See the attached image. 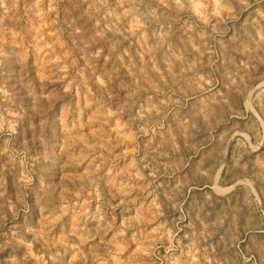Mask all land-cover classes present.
<instances>
[{
  "label": "rangeland",
  "instance_id": "374dc122",
  "mask_svg": "<svg viewBox=\"0 0 264 264\" xmlns=\"http://www.w3.org/2000/svg\"><path fill=\"white\" fill-rule=\"evenodd\" d=\"M0 264H264V0H0Z\"/></svg>",
  "mask_w": 264,
  "mask_h": 264
}]
</instances>
